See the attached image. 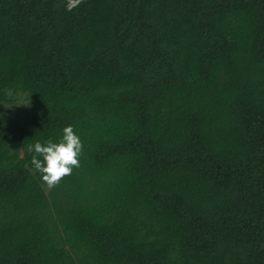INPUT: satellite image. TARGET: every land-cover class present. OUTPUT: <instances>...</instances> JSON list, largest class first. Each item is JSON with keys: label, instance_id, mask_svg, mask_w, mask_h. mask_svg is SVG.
I'll return each mask as SVG.
<instances>
[{"label": "trees", "instance_id": "trees-1", "mask_svg": "<svg viewBox=\"0 0 264 264\" xmlns=\"http://www.w3.org/2000/svg\"><path fill=\"white\" fill-rule=\"evenodd\" d=\"M0 264H264V0H0Z\"/></svg>", "mask_w": 264, "mask_h": 264}, {"label": "clouds", "instance_id": "clouds-1", "mask_svg": "<svg viewBox=\"0 0 264 264\" xmlns=\"http://www.w3.org/2000/svg\"><path fill=\"white\" fill-rule=\"evenodd\" d=\"M81 0H65V9L71 11L78 7ZM80 136L74 132L71 124L63 127L61 136L53 140H36L26 146L30 162L41 174L48 187L55 186L63 177L70 175L73 168L79 167L82 152Z\"/></svg>", "mask_w": 264, "mask_h": 264}, {"label": "rangeland", "instance_id": "rangeland-1", "mask_svg": "<svg viewBox=\"0 0 264 264\" xmlns=\"http://www.w3.org/2000/svg\"><path fill=\"white\" fill-rule=\"evenodd\" d=\"M19 103H20V102H17V104H19ZM24 103H25L24 101L21 102V104H24Z\"/></svg>", "mask_w": 264, "mask_h": 264}]
</instances>
